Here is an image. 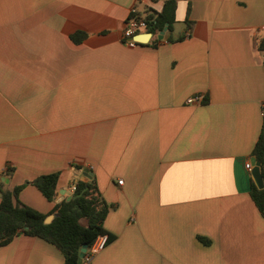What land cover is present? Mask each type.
<instances>
[{
    "label": "crops",
    "instance_id": "crops-1",
    "mask_svg": "<svg viewBox=\"0 0 264 264\" xmlns=\"http://www.w3.org/2000/svg\"><path fill=\"white\" fill-rule=\"evenodd\" d=\"M165 1L0 0V178L59 173L53 202L19 194L51 220L94 178L112 239L88 264H264L246 168L264 126V0H177L172 32L126 46L132 10ZM0 264L64 256L19 233Z\"/></svg>",
    "mask_w": 264,
    "mask_h": 264
},
{
    "label": "trees",
    "instance_id": "trees-1",
    "mask_svg": "<svg viewBox=\"0 0 264 264\" xmlns=\"http://www.w3.org/2000/svg\"><path fill=\"white\" fill-rule=\"evenodd\" d=\"M176 9L177 0H166L161 12L145 13L149 31L158 34L167 28L168 32H172ZM159 41L155 39L153 45ZM259 44L261 48L263 41ZM252 156L261 162L264 180V126ZM13 172V168H8L4 176L11 177ZM58 179L59 173L46 174L9 189L0 178V246L9 244L17 234L24 233L58 248L64 256V264H79L82 247H91L99 236L108 235L103 223L112 206L101 196L94 178L88 182H77L72 198L55 206V216L49 223L46 222L47 215L20 201V192L26 185L32 184L49 202H53L57 196ZM251 197L264 216V189L252 185ZM108 238L109 241L112 239L110 235Z\"/></svg>",
    "mask_w": 264,
    "mask_h": 264
},
{
    "label": "built area",
    "instance_id": "built-area-1",
    "mask_svg": "<svg viewBox=\"0 0 264 264\" xmlns=\"http://www.w3.org/2000/svg\"><path fill=\"white\" fill-rule=\"evenodd\" d=\"M262 29L264 30V26H262ZM151 36L152 32L149 31V26L145 18V14L140 13L136 8H134L131 12V16L126 21L125 28L122 31V42L130 48H135L138 44L147 43L150 40ZM141 37H148V39L146 41L141 40L139 39ZM197 100L198 98H192L189 100V102L194 103ZM246 168L251 171L254 168V165L252 164V162H248L246 164ZM118 183L122 184L123 181L120 180ZM71 189L74 192L76 189V184ZM108 243V235L104 234L99 236L94 244L91 247L87 248L83 257V263H90L93 257L103 251Z\"/></svg>",
    "mask_w": 264,
    "mask_h": 264
},
{
    "label": "water",
    "instance_id": "water-1",
    "mask_svg": "<svg viewBox=\"0 0 264 264\" xmlns=\"http://www.w3.org/2000/svg\"><path fill=\"white\" fill-rule=\"evenodd\" d=\"M167 31V28L164 29V31H162L160 33V36H159V39L162 40L163 39V36H164V33ZM143 38L145 37H141L139 39L143 40ZM253 165H254V168L252 169V176L254 178V181L257 185V188L262 190L264 189V180H263V176H262V172H261V162L258 161L256 158H253ZM84 174H87V175H90V176H93V173L89 170V169H85L83 171ZM5 182H8V179L5 180ZM51 221V218H48L46 220L47 223H49ZM88 246L87 245H84L80 251V254H79V260H78V263L79 264H82L83 263V257H84V254L87 250Z\"/></svg>",
    "mask_w": 264,
    "mask_h": 264
}]
</instances>
